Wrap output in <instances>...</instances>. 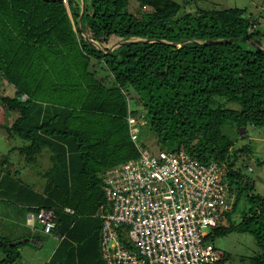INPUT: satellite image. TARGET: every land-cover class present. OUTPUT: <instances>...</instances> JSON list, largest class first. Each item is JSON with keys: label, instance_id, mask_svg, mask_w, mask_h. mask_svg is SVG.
<instances>
[{"label": "trees", "instance_id": "16d2710c", "mask_svg": "<svg viewBox=\"0 0 264 264\" xmlns=\"http://www.w3.org/2000/svg\"><path fill=\"white\" fill-rule=\"evenodd\" d=\"M125 1L0 0V78L14 87L0 91V106L15 114L11 122L1 116L0 129L22 140L9 148L19 154L16 165L0 159V200L55 214L50 232L35 221L27 238L0 234V264L45 235L56 242L44 264H105L95 215L106 201L99 172L137 156L129 115L144 117L142 147L146 124L159 148L223 164L234 195L227 223L209 237L246 232L256 248L224 252L213 264H264V195L251 168L236 165L237 153L251 147H234L229 136L264 126V48L244 44L261 34L256 20L238 7L180 12L175 0H136L138 9ZM43 148L51 165L36 189L18 170Z\"/></svg>", "mask_w": 264, "mask_h": 264}, {"label": "built area", "instance_id": "2783aa9c", "mask_svg": "<svg viewBox=\"0 0 264 264\" xmlns=\"http://www.w3.org/2000/svg\"><path fill=\"white\" fill-rule=\"evenodd\" d=\"M127 121L137 156L99 172L106 200L95 213L102 260L213 264L222 253L209 236L225 223L231 202L223 164L201 162L182 147L148 150L138 143L142 121L133 115ZM29 221L50 232L55 214L41 206Z\"/></svg>", "mask_w": 264, "mask_h": 264}, {"label": "rangeland", "instance_id": "374dc122", "mask_svg": "<svg viewBox=\"0 0 264 264\" xmlns=\"http://www.w3.org/2000/svg\"><path fill=\"white\" fill-rule=\"evenodd\" d=\"M181 4L180 12L193 11L197 8H228L238 7L245 10V14L251 16L256 20L255 28L261 32L253 37L247 39L244 43L245 46H255L264 48V0H175ZM127 4L139 8V4L136 0H126ZM111 41H115L112 38ZM0 91L5 94H13V85L6 80L0 78ZM1 116L11 122L15 114L13 112L4 113L0 106V118ZM144 121L143 115L139 118ZM229 136L234 140V147H240L244 144H249L251 147L250 152L240 151L237 153L238 159L236 165H243L242 169L251 168L250 175L255 182V190L264 195V163H255V159H264V126L253 127L247 126V129H242V132L238 137L235 133L230 131ZM140 142L145 143V147L148 150L156 151L159 146L155 141V136L152 131H149L146 124L142 126V132L140 135ZM22 144V140L18 137L8 138L4 130L0 129V159L3 156L8 157L9 162H14L16 165L19 154L16 151H9V148L13 145ZM49 152L43 148L39 152L36 161L32 164L24 165L19 168L18 174L26 180L33 181L36 189L41 188V184L44 180L42 173L49 166L48 159ZM21 160V159H20ZM30 183V182H29ZM233 193L230 194V200L233 197ZM27 213L21 205H19L14 199L0 200V234L9 238L21 237L27 238L28 235H32L31 226L27 223ZM227 222L225 221V224ZM208 230V229H207ZM43 235V234H42ZM56 237L52 235H45L41 240V245L32 244L25 240L24 244L19 248L20 257L12 264H44L49 255L52 252V247L56 242ZM211 242L219 249L224 255V252H229L232 256L237 257L239 254H249L255 248V242L252 234L239 231H230L225 235L214 234ZM3 254L0 252V258ZM228 264V262L226 263ZM235 264V261L231 262Z\"/></svg>", "mask_w": 264, "mask_h": 264}, {"label": "crops", "instance_id": "0c3cea01", "mask_svg": "<svg viewBox=\"0 0 264 264\" xmlns=\"http://www.w3.org/2000/svg\"><path fill=\"white\" fill-rule=\"evenodd\" d=\"M2 79H3V78H2ZM13 88H14V87H13ZM40 151H41V150H40ZM40 151H39V152H40ZM47 151H48V150H47ZM39 152L37 153V156H38ZM48 152H49V151H48ZM37 156H36V158H35V160H34V161H36V159H37ZM48 159H49V157H48ZM34 161H33V162H34ZM49 161H50V160H49ZM33 162H31V163H28V164H32ZM28 164H26V165H28ZM50 165H51V161H50V163H49V166H50ZM49 166H48V167H49ZM48 167H47V168H48ZM47 168H46V169H47ZM42 174H43V173H42ZM41 176H43V175H41ZM43 178H44V177H43ZM43 181H44V180H43ZM43 181H41V182H43ZM32 182H33V181H32ZM30 214H31V213H27V219H26V221H27V223H29V224H30V226H31V225H32V223L29 221ZM33 224H35V223H33ZM51 251H52V250H51ZM50 253H51V252H50Z\"/></svg>", "mask_w": 264, "mask_h": 264}, {"label": "water", "instance_id": "95a60500", "mask_svg": "<svg viewBox=\"0 0 264 264\" xmlns=\"http://www.w3.org/2000/svg\"><path fill=\"white\" fill-rule=\"evenodd\" d=\"M83 8H84V4L82 3V4H81V12H80V14H82V12H83Z\"/></svg>", "mask_w": 264, "mask_h": 264}]
</instances>
